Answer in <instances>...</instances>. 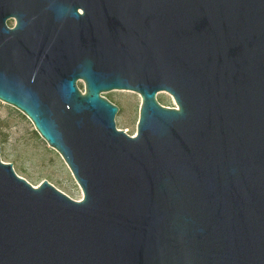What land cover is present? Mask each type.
Returning <instances> with one entry per match:
<instances>
[{"label":"water","instance_id":"obj_1","mask_svg":"<svg viewBox=\"0 0 264 264\" xmlns=\"http://www.w3.org/2000/svg\"><path fill=\"white\" fill-rule=\"evenodd\" d=\"M0 100L84 193L0 146V264H264V0H0Z\"/></svg>","mask_w":264,"mask_h":264},{"label":"rangeland","instance_id":"obj_2","mask_svg":"<svg viewBox=\"0 0 264 264\" xmlns=\"http://www.w3.org/2000/svg\"><path fill=\"white\" fill-rule=\"evenodd\" d=\"M78 85L85 92L84 83L79 81ZM102 95L119 106L115 118L117 128L136 135L142 105L141 95L132 90H111ZM157 99L162 105L177 107L173 96L167 91L158 92ZM0 146L2 161L12 163L16 172L34 186L48 180L73 199H83V190L60 153L41 137L25 114L2 100Z\"/></svg>","mask_w":264,"mask_h":264},{"label":"trees","instance_id":"obj_3","mask_svg":"<svg viewBox=\"0 0 264 264\" xmlns=\"http://www.w3.org/2000/svg\"><path fill=\"white\" fill-rule=\"evenodd\" d=\"M8 23H9L10 25H12V24H13V21H12V20H9Z\"/></svg>","mask_w":264,"mask_h":264},{"label":"flooded vegetation","instance_id":"obj_4","mask_svg":"<svg viewBox=\"0 0 264 264\" xmlns=\"http://www.w3.org/2000/svg\"><path fill=\"white\" fill-rule=\"evenodd\" d=\"M80 13L82 14V13H84V12L80 9Z\"/></svg>","mask_w":264,"mask_h":264}]
</instances>
